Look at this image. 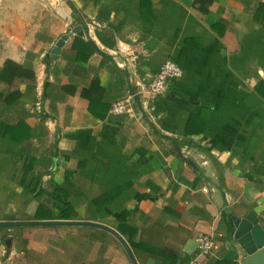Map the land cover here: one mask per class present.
Masks as SVG:
<instances>
[{"label": "crops", "instance_id": "0c3cea01", "mask_svg": "<svg viewBox=\"0 0 264 264\" xmlns=\"http://www.w3.org/2000/svg\"><path fill=\"white\" fill-rule=\"evenodd\" d=\"M167 61L183 76L146 110L136 81ZM251 213L264 229V0H0V222L105 225L138 264L209 235L201 264H241ZM0 264L133 263L103 229L52 226L0 228Z\"/></svg>", "mask_w": 264, "mask_h": 264}, {"label": "water", "instance_id": "95a60500", "mask_svg": "<svg viewBox=\"0 0 264 264\" xmlns=\"http://www.w3.org/2000/svg\"><path fill=\"white\" fill-rule=\"evenodd\" d=\"M78 35L83 37L85 32L82 27H77L69 33V35L60 39L56 48L52 51L53 54H59L67 39ZM191 166H198L190 161ZM52 226H89L103 229L114 235L127 251L133 264H138L132 249L116 230L97 223L78 222V221H48V222H0V228H17V227H52ZM234 238L236 244L247 255L241 264H264V229L260 225L259 219L255 214L251 213L245 218H235V233Z\"/></svg>", "mask_w": 264, "mask_h": 264}, {"label": "built area", "instance_id": "2783aa9c", "mask_svg": "<svg viewBox=\"0 0 264 264\" xmlns=\"http://www.w3.org/2000/svg\"><path fill=\"white\" fill-rule=\"evenodd\" d=\"M182 76V68L172 61H167L151 82L145 83L140 80L136 81L135 87L137 93H135V96L141 98V106L147 110L149 109L151 102L155 101L157 97L164 95L168 89V85L172 81L179 80ZM133 103V97L130 96L129 99L116 103L111 112L114 115H124L131 110ZM196 242L198 245V253L196 257L188 263L181 264H201V257L206 258L214 254L216 243L211 236L203 234L199 235Z\"/></svg>", "mask_w": 264, "mask_h": 264}, {"label": "trees", "instance_id": "16d2710c", "mask_svg": "<svg viewBox=\"0 0 264 264\" xmlns=\"http://www.w3.org/2000/svg\"><path fill=\"white\" fill-rule=\"evenodd\" d=\"M87 47L90 49L91 54H93L95 52V48H93L90 44H87ZM42 206L43 205H41L40 210H41V208L43 209ZM40 210L38 211V214H39ZM65 219H68V218H65Z\"/></svg>", "mask_w": 264, "mask_h": 264}]
</instances>
